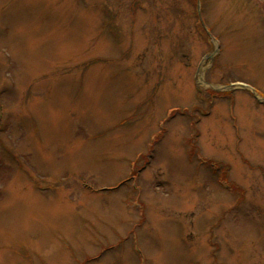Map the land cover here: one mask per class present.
<instances>
[{"label":"rangeland","instance_id":"obj_1","mask_svg":"<svg viewBox=\"0 0 264 264\" xmlns=\"http://www.w3.org/2000/svg\"><path fill=\"white\" fill-rule=\"evenodd\" d=\"M0 264H264V0H0Z\"/></svg>","mask_w":264,"mask_h":264}]
</instances>
